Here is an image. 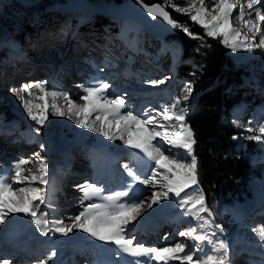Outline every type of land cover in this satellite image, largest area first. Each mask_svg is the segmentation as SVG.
Returning <instances> with one entry per match:
<instances>
[{"label": "rangeland", "instance_id": "obj_1", "mask_svg": "<svg viewBox=\"0 0 264 264\" xmlns=\"http://www.w3.org/2000/svg\"><path fill=\"white\" fill-rule=\"evenodd\" d=\"M87 1L88 2L90 1L94 5H105L108 3L113 5L120 4V3L112 2L113 0H87ZM124 1H127V4L130 7V2L136 0H124ZM188 2H191V0H171V3L175 4L176 6L186 7ZM195 2L197 4V7H199L198 0H195ZM80 4L81 1L78 0H0V130L3 131V133L0 134L1 136L0 141L8 142V141H12L13 138L14 139L20 138L22 144L24 143L27 146L29 145L31 149L28 153V157H30L31 159H29L28 157H26V159L28 158L29 160V164H27L29 165L28 168L31 169L33 172L38 167V163L36 162V160L32 161V159H36L37 154L39 155L40 158L45 159L48 165V175H49L51 171L53 172V168H52L54 164L53 158L59 161L64 159V155L72 154V156L74 157V163L70 165L71 166L73 165L72 166L73 170L79 171V169L81 170V168L86 167V165H88L89 162L91 161H94L93 166H96L95 162L96 160L99 159L98 156L103 154L100 149H104L105 150L104 152L112 153L110 154L107 162L105 161L102 162L103 165L114 164V162L110 163L111 156H113V161H115L114 155L122 154L120 155L119 158L120 160L122 159L124 160V158H129L128 151L130 152L132 150L136 151L135 155H138V158L140 157V159L136 161L134 165L133 164L130 165L129 168L133 169L137 167V165H140V169L142 172V168H144L145 162L148 164L149 161L145 158L141 159L143 157H141L138 154L139 153L138 150L130 149L126 147L121 141L119 140L109 141L106 138L99 136L98 133L90 132L87 131L86 129L78 128L76 124L75 126L73 125L67 126L66 132H63L60 129L62 126L68 125L64 123L68 121L74 122L75 117H73L72 119H68L67 115L60 117L49 113L48 120L45 122L44 126L41 127L40 134L37 135L33 129L40 126L36 125L35 122L28 117L27 113L24 111V108L21 105V101L17 99V97L13 94L12 91L13 89L20 90L21 86L26 84V82L31 83L32 81L35 82L45 81L42 80L41 78L48 79L49 77L52 78L53 76H55L53 75L54 72L51 73V71L49 70L56 69V71H58L60 69L59 70L60 73H68V71H70L73 73L75 77L68 79L67 77H65V75H63L62 79H60L62 83L61 87L54 85L50 86L48 81H46L48 90L66 92L69 94V96L73 99L75 103L77 104L83 103V101L79 99V96L82 94V92H81V88L78 86L85 85L83 81L84 78L86 77L84 75L85 72L84 69L86 71L89 69L87 68L88 66L86 67L85 65H83L85 62L83 63L82 61L83 59L81 60L79 56L82 55V52L86 53L88 51H92L90 47L92 46L91 44L96 46L95 40L97 37H99L98 33L100 32V30L103 31L108 30L107 29L108 26L104 25L102 27L101 26L98 27L97 25H95L96 17L99 16L100 14L99 12H97L99 13L98 15H95L96 12L91 13L89 9H86L87 11H84L85 9H76L70 13L67 12L68 10L75 9V7ZM205 4L208 6L209 11L211 12L212 4L210 0H205ZM168 8H170V13L176 14L178 17L188 16L182 12L175 11L171 5H169L167 9ZM124 9L125 7H123L122 9H114V10L120 11ZM247 9L248 8L245 5V19L246 20L252 19L253 22H255L254 11L253 10L248 11L252 13V15L249 16L246 14ZM238 11L239 9L234 11L233 17L237 16ZM212 14L215 13L213 12ZM178 17L174 16L173 19L175 21L180 22ZM108 19H109L108 24L110 27L118 28V34L120 37H123V34L125 32L132 33L129 36L130 40L132 43H136L139 47L138 53L134 54L135 55L134 59L141 61L144 66L151 67V69L149 70H144L143 72L142 71L139 72L140 76L142 77L141 78L142 88H143L142 94H144L147 91L146 90L147 86L152 83L151 82L152 78H156L157 76L161 75L162 72L165 70V68H163L161 64H163V60L166 58L165 57L166 53L170 54L172 56V59H174L177 57V54H180V52L182 53L181 51L182 48L177 40L170 37V34L164 39H157L153 37L151 38L143 33V28L142 29L138 28L140 27V25L131 22L132 20L126 21V25H125V23H123L119 19H115V20L110 18ZM180 23L182 25L188 26L191 32L200 29V31L205 35L204 29L198 24L194 23L190 19V17L188 23H182V22ZM129 24L131 26L132 24H134L137 25L138 27L127 26ZM231 25L237 31L241 32L242 35L247 34L248 37L252 39L251 33L247 32V29L243 26V24L239 20L232 19ZM140 30H142L143 34H141ZM174 30L181 31L180 29H174ZM107 36L109 35L107 34L105 37ZM187 37H189L190 39H194L189 35H187ZM28 39H31V41H29ZM217 39L221 40L222 38L218 37ZM28 41L29 44L26 45ZM256 41L257 42L259 41L258 36L256 37ZM85 42L88 43L89 45L88 48L84 49L81 52L78 51L79 49L77 50V46L86 45ZM221 45L224 48V54L226 55V57L228 58L231 64V68H232L231 72L233 71V74L231 76L232 81L225 90L227 91L229 90V88H234L236 90H241L242 88L244 89L243 91H240V94L239 92H237L239 95H242L243 98L237 101L234 104L235 105L234 108H232L231 110L232 111L231 123L233 121L236 127H238L239 129H243V131L246 130L244 131V133L243 132L240 133L236 138L238 147L242 148L243 145L250 146L252 144H255L257 146L254 147V150L256 151L255 166L259 174V177L256 178L255 181L256 185L258 186L257 187L258 189L254 193L252 202L250 203L239 202L238 200H236V197H232L233 198L232 205L235 206L236 210L231 211L227 215L223 214L225 212L218 213L217 210L219 205L216 203L217 201L214 202L213 205H211L212 207L211 209L214 212L212 213V215L214 216L208 217L206 213L203 215H205V217L212 222L213 226L211 229L216 231L218 236L221 239H223L225 242H227L228 245L232 246L229 247L230 252L233 251V249L238 250V249H242L244 246L249 245V242L252 239H255V244L257 246L264 249V242H261L258 236L256 235V233L253 231V229L264 227V222H260L259 223L260 225L257 224L251 225L252 222H259L256 216H251L249 219V221L251 222L249 223H240L236 217L241 211L246 212V209L251 205H253V201H256L257 198H260L261 200L256 208V212H259L264 208V142L257 141L255 139H249L250 136L258 135L259 133L257 129L260 126H264V102H261L262 100H264V87H263L264 57H262V55H264L263 52L264 48H258L252 52L244 51V52H240L239 54L232 55L231 48L225 47L223 43H221ZM13 53L15 54L12 55ZM194 53H198V50H195ZM141 55L146 56L148 59H146V57H142ZM147 60H149L150 63ZM190 62L192 64H190ZM152 64H155L156 68L153 67ZM189 64L192 68L196 67L194 62H192V60H189ZM25 65H29L30 68L23 69L22 66ZM45 65L51 67H49V69H46L47 67ZM31 67H32V71H31ZM75 67L79 69L78 73H77L78 70H75ZM98 68L99 66H96L94 67V70L97 72ZM14 72L16 73L20 72V76L15 77ZM29 72H31V74H26ZM90 74L95 76V73L93 72ZM103 75L100 77H103ZM6 76H9V79H5ZM93 76L92 78L94 79ZM115 76L116 78L119 77L115 72L114 76L110 78L114 79ZM13 78H15L14 82H13ZM92 78H91V82H93ZM29 79H33V80L28 81ZM65 79H67V81H65ZM181 79L182 80H180L179 82L180 84L179 88L175 89L174 94L172 96L168 95V92L173 87L172 84H168L167 87L162 89L161 91L159 90L155 92H150L148 95H150L151 97L160 94H164V95L166 94L167 96H165L161 100L156 99V100H150V102H148L147 104L143 103V105L145 104L142 109L143 112L148 111L150 115L155 116L156 113H153L154 111H162L165 105L171 104L177 98H179L181 101L180 106L187 109L188 104L186 103L191 94L187 92V86L190 84L192 88V82L186 76L182 77ZM104 80L106 79L102 78V81ZM238 80L241 81L240 84L237 83ZM107 82L110 84L109 92L114 93L111 89V84L113 83L116 87L112 86V88L115 87L114 91L115 92L118 91L115 96L127 97L125 98L126 102L129 100V102L127 103H130L128 105V108L134 110L135 107L134 103L136 102V100L137 102L139 101L138 98L139 95L138 96L132 95V93H130L129 89L127 88V86L130 85V82L127 81L126 83H122V85H120L121 83H115L109 81ZM134 83L137 82L134 81ZM122 88H125L127 90ZM123 90L125 91L122 93L121 91ZM32 91L37 95H39L37 90L32 89ZM134 96L137 97L134 99ZM150 96H146V97L150 98ZM185 96H187L188 98L184 99ZM254 96L257 97L256 100H254L255 98ZM109 97L113 98L111 96ZM24 98L25 100L32 99L27 95V93L24 94ZM60 98L62 97L57 98L56 103L58 104V106L66 110V104L63 101V98L62 99ZM50 99L51 98H48L49 103H51ZM130 99H132L131 102ZM257 101L260 102L255 104ZM34 102L38 103L39 101H34ZM40 103H43V101H40ZM143 105L142 104L138 105L137 103V107H135V111L139 113L140 112L143 113L141 110ZM241 110L242 112L240 113ZM246 115H248V118H246L247 117ZM94 118L95 115L91 117V119ZM157 120L162 121L165 124L174 123V121L170 122L164 120L162 116L160 117V119ZM250 126L253 128V131L251 132L247 131V129ZM29 135L35 138L34 139L27 138ZM157 142L162 146H167L164 149H168V150L172 149L170 148V145L166 144L162 140H159V138L158 141H156L155 143ZM13 144L14 143H11L8 146L3 142L0 143V154L4 153L3 154L4 156L3 159H5L4 164L7 165L9 168H12L13 165L21 159L17 153H15L13 150L10 149L11 147L12 149H15V145L12 146ZM41 145H44V147L41 148ZM77 150L81 154L79 152L77 153ZM30 152H32V154ZM182 152L183 150L175 149L173 153H182ZM87 153L90 157L89 159H87L89 162L85 163L84 162L85 154ZM80 155H82L84 159ZM10 157L12 158L13 161L10 159ZM187 159L190 162L191 157H187ZM1 161H2V155H0V163ZM66 161L68 160H64L62 161V163ZM76 163L78 164V169L75 168ZM115 165H116L115 172L120 175L123 174V171L125 169L124 166L125 163H123V161H120ZM65 166H68L66 168L68 169L67 173H65L64 168L62 169L60 168L61 171L59 175V185H58V188H60V190L58 191V194H60L61 197H57L56 201L60 202L61 200L65 202L64 204H68L69 206L66 205L61 206L60 211L57 214L61 217H64L66 214H69V216L73 218L75 215H78L79 212L82 211L83 207L85 206V204L83 205L81 204L82 192L77 187L78 185H81L79 184V181H82V178H79L80 176L77 175V177H73L71 179L66 180V178L70 176L71 166H69L68 163L64 164V167ZM101 167L100 170L106 169L105 167L101 169ZM0 169H6V168L0 167ZM161 171H163V169H161ZM55 175L57 178L58 177L57 171L56 172L54 171L53 178L52 177L50 178L52 185L56 181ZM60 176H62L63 179H61ZM85 182L87 181H82V183ZM73 183L75 189L73 186H71L72 188L69 187L70 184ZM102 183L103 181L98 182L97 184L103 186ZM63 184L64 187L66 188L69 187V188L64 189ZM111 184L115 185V183L113 182ZM19 186L20 185H14V187H19ZM39 186L44 188L47 185H39ZM138 190L140 193H143V191L145 192L144 198H149L151 196V192L153 189L151 188V186H145L140 184V188ZM64 192L66 193L65 195H63ZM189 192L192 193V191ZM77 197L79 199L75 201ZM73 201H75V204H70L73 203ZM171 202H176V197H172L170 201H161L160 204L154 205V208L151 209L145 208L140 215L144 216L145 221L150 220L155 215H159L160 218L162 217L164 211L168 210ZM78 204L80 207H77ZM75 205L78 209L75 207ZM42 206L44 205H41V209L45 211ZM70 208L72 209L69 210ZM177 208H178L177 204L172 207V209H177ZM57 210L58 209H56V211ZM180 211L182 213L184 212L182 209H180ZM260 218L264 219V212L260 213ZM13 219L14 217L10 216L8 218L9 221L5 224L10 225ZM141 220H143V217H139L137 219L138 222H140ZM219 221H221V223H219ZM168 223L169 221L162 223L161 225L162 228L160 229L162 230L163 228L166 229H168V227L170 228V226H167ZM197 224L198 222L194 221L191 224V226ZM3 225L4 224H2V226L0 227V233L3 230V228H5ZM215 225H220L223 228V232H220L219 229H216ZM179 229L176 232V234L179 232ZM77 231L79 232L78 238L81 237L84 238L87 235V233L81 232L79 230H73L75 236H77L76 235ZM50 234L53 238L54 237L58 238V241L55 242L54 240V245L55 243L57 246L64 243V237L62 240H59V238H62V235H60L59 233L50 232ZM174 235L175 233L174 234L172 233L171 237H173ZM164 236L165 233L162 234V237ZM176 240L177 242L183 241L180 238ZM84 241L87 243L88 239L84 238ZM162 241L164 240H161V242ZM99 243H103V242L99 241ZM134 244H140V243L134 242ZM1 249L2 248L0 243V257L5 258L6 255H8V253L6 255H3L1 253ZM52 250H55V248H52ZM249 250L252 251L253 249L249 248L248 251ZM196 253H200V252H195V254ZM209 254H215V253H209ZM230 255L233 256V258L235 257L232 253ZM41 259H43V257L34 259L32 261L36 260L37 262ZM13 262H15V260ZM61 262L62 263L65 262L64 259H61ZM61 262L60 264H62ZM67 263L68 262H65L63 264H67Z\"/></svg>", "mask_w": 264, "mask_h": 264}, {"label": "snow or ice", "instance_id": "obj_2", "mask_svg": "<svg viewBox=\"0 0 264 264\" xmlns=\"http://www.w3.org/2000/svg\"><path fill=\"white\" fill-rule=\"evenodd\" d=\"M211 12L205 4V0H195L187 3V6H176L171 0H165L164 4L154 3L147 5L142 0H136L145 13L152 20L160 18L172 29H180L186 35L194 39L200 36L191 32L190 28L175 21L166 10L171 5L175 11L188 15L190 19L204 29L205 35L212 38H222L221 43L231 48L233 52L243 50L252 52L258 48H264V0H210ZM245 5L254 11L255 22L245 19ZM259 5V7H257ZM239 9L237 16L233 17L235 10ZM215 14H212V13ZM252 13H249L251 16ZM232 19L239 20L251 33L252 39L247 34L242 35L232 27ZM259 41H256V37ZM156 84V81L152 82ZM163 83V81H159ZM82 94L79 99L82 104H77L66 92L49 91L46 81L27 83L20 90L13 89V94L21 101V105L28 117L40 127L33 130L40 134L41 127L49 118V113L68 119L75 117L78 128L98 133L99 136L109 141H121L126 147L136 149L143 153L154 166L144 164V172L150 175H142L125 165V169L131 180L122 184L120 188L105 192L103 186L95 182H85L77 187L82 192L81 204L88 203L83 210L72 218L70 224L59 218H48V213L41 209L51 206L45 188L39 185H47L48 165L44 158L37 154L38 167L33 172L24 166L29 160L21 158L12 168L0 169V224H4L10 216L23 215L31 218V223L39 229L40 234L48 236L51 233H59L69 236L73 230L87 233L97 241L106 244H114L121 252L130 257L137 258L128 264H231L229 259V245L220 239L216 231H209L212 222L208 217L212 212L206 204L202 192L190 193L188 189L198 185V162L193 155V146L196 144L194 133L186 122L188 109L181 107L179 98L169 105H165L162 111H156L152 116L148 111L136 113L128 108L124 97H109L110 84L105 81H96L86 85H79ZM32 89L37 90L39 95ZM191 85L187 86V92L191 93ZM27 93L32 99L25 100ZM63 97L66 102V110L56 103L57 98ZM48 98H51L49 103ZM187 99V96L184 97ZM34 101H43L35 103ZM126 110V111H125ZM95 115L94 119H91ZM156 116H162L166 121L174 123L165 124L158 121ZM247 131H253L250 126ZM258 135L249 139L264 142V126L258 129ZM162 140L172 149L183 150L182 153H173L164 149L162 145L154 141ZM44 145H41L43 148ZM187 157H191L190 162ZM163 169V171H161ZM27 172V175L25 174ZM141 184L151 186L153 189L149 198H144L134 185ZM14 185H20L14 187ZM183 194V195H182ZM178 198V206L184 210L183 215L191 216L198 222L197 226H191L185 231H179L178 235L184 241L174 242L167 246H145L134 244L128 237L129 225L138 219L141 212L161 201H170L172 197ZM39 202V203H37ZM216 229L223 232L220 225ZM261 242H264V227L253 229ZM185 241H193L187 244ZM207 246H211L208 248ZM195 252L203 253L195 256ZM215 253V254H209ZM55 252L41 259L37 264H48L55 256ZM219 254V255H216ZM195 256V258H194ZM2 264H9L7 259Z\"/></svg>", "mask_w": 264, "mask_h": 264}, {"label": "trees", "instance_id": "obj_3", "mask_svg": "<svg viewBox=\"0 0 264 264\" xmlns=\"http://www.w3.org/2000/svg\"><path fill=\"white\" fill-rule=\"evenodd\" d=\"M142 2L147 5L163 4L162 0ZM170 15L178 17L173 13ZM178 19L182 23L189 22L188 16H179ZM98 20V23L108 22L103 16ZM193 32L201 39H190L179 30L171 36L181 45L185 59L192 60L196 65L192 68L190 64L184 63L178 68L179 74L192 82L193 89L186 103V122L196 140L193 155L198 162V183L207 204L214 200L228 201L230 197L244 200L250 197L254 189L250 179L254 168L249 163V150L252 149L248 145L245 151L235 150L232 137L238 131L232 127L229 118V108L240 98V90H225L232 81L233 71L220 40L204 35L200 29ZM195 50L198 53H194Z\"/></svg>", "mask_w": 264, "mask_h": 264}, {"label": "bare ground", "instance_id": "obj_4", "mask_svg": "<svg viewBox=\"0 0 264 264\" xmlns=\"http://www.w3.org/2000/svg\"><path fill=\"white\" fill-rule=\"evenodd\" d=\"M95 2H98V1H95ZM87 6V5H86ZM86 6H83V7H86ZM259 7V5L257 6ZM84 11H87L86 9ZM250 9H247L246 11V14L249 15L250 12ZM15 20V19H13ZM119 20H121L123 23H125L126 25V21H129V19H126V18H119ZM131 22H134L138 25H140L137 21L133 20ZM251 39V38H249ZM29 41H31V39H28ZM29 41L26 45L29 44ZM88 44L86 45H83V46H77V50L78 51H83L84 49H87L88 48ZM93 46H91L90 48L92 49V51L94 50L92 48ZM91 51V52H92ZM49 52V51H48ZM240 52H244L243 50H238V51H235L233 52L232 51V55H236V54H239ZM264 52V50H263ZM15 53H13L12 55H14ZM50 55V54H49ZM262 57H264V55H262ZM261 57V58H262ZM79 58L82 60L84 59V57H81V55L79 56ZM79 59V60H80ZM56 60V59H54ZM97 60H101V58H97ZM77 65V64H76ZM77 67V66H76ZM75 67V70H78L77 73L79 72V69ZM23 69L25 68H30L29 65H25V66H22ZM31 71H32V67H31ZM34 72V71H33ZM37 72V71H36ZM102 73H104L103 75V79L104 78H107V77H112L114 76L115 72L117 74V76H120L121 79H124V71L121 69V70H115V69H112L111 67H108V66H103V69L101 71ZM76 73V71H75ZM26 74H31V72L29 73H26ZM33 74V73H32ZM34 75V74H33ZM42 75V74H41ZM61 76L65 75V77H67L68 79H71L72 77H75L73 75L72 72L68 71V73H60ZM59 75V76H60ZM14 76L15 77H19L20 76V72L16 73L14 72ZM46 77V76H45ZM5 79H9V76H6ZM42 80H45V78H41ZM49 79V78H48ZM101 81H102V78L100 77ZM112 79V78H111ZM56 80V81H55ZM58 79V75L57 77L53 76L52 78H50L49 80H45V81H48L49 85H54V86H58V87H61L62 86V83L61 81L59 80L57 82ZM92 80H94L92 78ZM15 81V78H13V82ZM28 81H32V79H29ZM96 81H99V80H94L93 82L91 83H94ZM63 82V81H62ZM28 82H26L27 84ZM31 83H35V81H32ZM122 89H125V88H122ZM127 90V89H125ZM65 91V90H64ZM126 95H129V94H126ZM132 95H135V94H132ZM63 98V97H62ZM60 98V99H62ZM139 98V101H143V103L145 101H147V99L149 97H146V96H142V95H139L138 96ZM51 100V99H50ZM64 101V100H63ZM138 101V103H139ZM65 102V101H64ZM40 103V101L38 102ZM142 103V105H143ZM66 104V102H65ZM141 105V104H140ZM63 121V120H62ZM64 123V122H62ZM64 124H68L66 126H62L60 129L63 131V132H66V129H67V126L69 125H73L75 126V123L74 122H66ZM62 132V133H63ZM27 138H31V139H34L35 137H32V136H28ZM156 141H154L155 143ZM165 145V144H164ZM167 146H163V148H166ZM171 152H174L175 149H169ZM116 159V155H114V160ZM64 160H68L66 162H63ZM132 160V159H131ZM53 161H54V164H53V172L51 171L50 174L47 176V179L49 181V183L47 184V186H45V191L48 195V197L50 198V201H51V206L50 207H45V206H42L44 208V210L49 213L48 214V218L51 219V218H59V219H62L64 222H65V225L67 224H70L72 222V218L69 216V214H66L64 217H61L59 216L57 213L60 211V207L61 206H58L55 201H56V198L57 197H61L60 194H58V191L60 190V188H58V185H59V175H60V171L62 168H64V164H67L69 166H71L70 164L74 163V157L72 156V154H68V155H64V159L62 160H59L57 161L56 159L53 158ZM26 169H29V165H25L24 166ZM105 167L107 169V176L106 178H108L106 180V185L107 183L109 184L110 183V180H111V176H112V167H108V165H102L101 169ZM51 168V169H52ZM61 168V169H60ZM67 170L68 169H64L65 173H67ZM54 171L58 173V177L55 178L56 181L55 183H53V185L51 184V180L50 178L52 177L53 178V174H54ZM27 175V172L25 173ZM131 180V179H130ZM112 183V182H111ZM110 183V184H111ZM127 182H123L122 181V184H126ZM105 185V186H106ZM121 187V184L119 185ZM119 187V188H120ZM134 189H139L140 188V184H136L133 186ZM187 191H192V193L195 191V192H199L198 189L193 186V189H189ZM66 193L64 192L63 195H65ZM143 197L145 195V192L143 191ZM183 195V194H182ZM175 197V196H173ZM177 200L178 198H176V202H171L170 205H169V208L168 210H165L162 217L159 218V215H155L153 216L150 220L148 221H145V218L144 216L140 215L139 217H143V220H141L140 222H138L137 220L134 221L131 225H129V229L130 231H135L136 233L133 235V237L135 238L136 234L138 233L139 230H142V228H145V227H142L143 226H147L149 223H152L154 221H157L159 224H162L164 222H167L168 219L172 218V216L176 217L174 219H184L185 222H189V225L191 226V224L195 221L192 220L191 216H186V215H183V213L180 211V207L178 206L177 209H172V207L174 205H178L177 203ZM154 208V205L153 207ZM56 209H58L56 211ZM183 210V209H182ZM254 210V209H252ZM184 211V210H183ZM14 219L11 221V224L8 225L9 227H6L4 229V231H10V238H9V241L7 242V244L5 246L2 245V241H1V253L3 255H6L7 253H13V252H16V253H20L22 250H24L25 248L29 247L30 249H32V247H35L34 249L38 248V247H44L46 248V254H45V259H47V257L49 255H51L53 252H55V256H53L52 260L48 261V264H60V260L59 258L61 259L62 257H66V260L68 259V263L67 264H76L75 260L73 257H71L70 259L68 258V254L70 253H74L76 252L77 254H82L83 250L88 248V243H85V241H83L82 239L79 238V241H77V236H75L74 232L70 233L69 236L64 237V243H62L61 245H56L57 247L55 248V250H52L53 248V245H54V239L53 237L51 236V234L49 233L48 236H43L40 234V231L39 229L36 228V226L34 224L31 223V218L30 217H25L23 215H16V216H13ZM138 217V218H139ZM146 217V216H145ZM9 220L5 221V223H7ZM4 223V224H5ZM24 225V226H23ZM168 226V224H167ZM186 226V225H185ZM161 227V226H160ZM171 227V226H170ZM149 228V227H147ZM169 228V227H168ZM179 228L176 229V232L178 231ZM161 230V229H160ZM175 232V235L173 237H170L171 239H163L164 241H160L158 242L155 246H167V245H170V244H173L174 242H177L176 239L180 238L181 240L184 241V238L183 237H180L178 235V233L176 234ZM133 233V232H132ZM150 234V233H149ZM174 234V233H173ZM187 244H190L189 241H185ZM56 244V243H55ZM208 248H210L211 246H207ZM39 249V248H38ZM89 249V248H88ZM91 250V248H90ZM251 251V250H249ZM253 251V250H252ZM255 252H258V250H256ZM103 253L106 254V257L104 256V254H101V256L98 255V253H95V255L92 254V257L90 258V260H93V259H101L103 261V264H112L111 262V258H109V255H108V250L106 249H103ZM86 254H88L86 252ZM229 254V259H233V256H231L230 254L231 253H228ZM120 257L122 256L121 253L118 254ZM203 253H196L195 256H202ZM217 255V254H216ZM118 256V257H119ZM75 257V256H74ZM78 258V255L76 256ZM15 258H9L8 261L9 263H12L14 261ZM29 259V258H27ZM127 259H130V258H127ZM34 259H30V262L26 263V264H37L36 260L35 261H32ZM131 260V259H130ZM1 264V263H0ZM63 264V263H62ZM172 264H179L178 261L176 262H172Z\"/></svg>", "mask_w": 264, "mask_h": 264}, {"label": "water", "instance_id": "obj_5", "mask_svg": "<svg viewBox=\"0 0 264 264\" xmlns=\"http://www.w3.org/2000/svg\"><path fill=\"white\" fill-rule=\"evenodd\" d=\"M78 1H81V4L78 6L87 5L86 7L93 8V10H98L101 13H105L110 18H127L139 21L143 26L145 32L154 37L163 38L164 36L172 32V28L170 25L164 23L160 18H157V20L155 21L152 20L151 17H149L147 13L144 12L143 8L136 3V1L130 2L131 8L127 4V1H124L118 5H113L110 3L105 5H94L91 2H86V0ZM123 7H125L124 10H114L122 9Z\"/></svg>", "mask_w": 264, "mask_h": 264}]
</instances>
